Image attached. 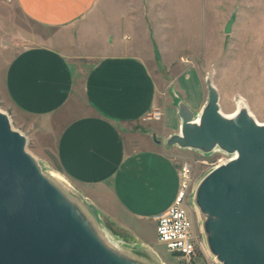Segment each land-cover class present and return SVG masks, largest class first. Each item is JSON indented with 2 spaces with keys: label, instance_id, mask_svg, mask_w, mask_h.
Segmentation results:
<instances>
[{
  "label": "crops",
  "instance_id": "0c3cea01",
  "mask_svg": "<svg viewBox=\"0 0 264 264\" xmlns=\"http://www.w3.org/2000/svg\"><path fill=\"white\" fill-rule=\"evenodd\" d=\"M14 1L24 17L52 33L34 37L36 45L9 61L3 75L7 102L26 116L57 124L54 154L70 180L109 189L132 220L155 225L180 181L178 167L154 142L155 132L139 127L154 109L163 115L162 129L174 125L176 111L161 104L159 28L149 29L150 20L142 17L146 8L136 14L132 0H117L120 6L112 0ZM191 73L177 75L181 89ZM128 135H136L135 141Z\"/></svg>",
  "mask_w": 264,
  "mask_h": 264
},
{
  "label": "rangeland",
  "instance_id": "374dc122",
  "mask_svg": "<svg viewBox=\"0 0 264 264\" xmlns=\"http://www.w3.org/2000/svg\"><path fill=\"white\" fill-rule=\"evenodd\" d=\"M132 1L139 6L136 14L143 11L141 6L146 8L142 17L144 23L150 20L149 29L159 28L156 40L164 54L162 60L157 59L156 69L165 84L161 104L176 111L173 113L174 125L170 129L160 127L162 118L159 121L145 120L139 127L155 132L159 150L170 157L176 167L179 168L183 162L191 165L195 191L201 179L213 168L212 164L223 155L168 146L170 137L179 131L176 103L187 102L196 117L200 104L207 100L206 80H209L218 95L221 113H232L235 101L242 99L255 121L259 124L264 122V0ZM109 3L122 5L117 0ZM231 17L233 22L226 34L224 27ZM51 33L24 17L14 0H0V112L8 117L11 128L25 138L26 152L34 158L40 170H51L64 177L77 191L78 194L72 197L78 200L85 217L118 251L147 264H215L206 245L205 216L194 205L193 196L192 202H185L183 207L192 219L194 232L199 241L202 240L203 247L190 262H184L167 252L164 244L157 241L152 222L132 220L115 202L109 189L83 188L62 172L54 154L59 129L56 123L26 116L7 102L3 75L9 61L18 50L36 45L38 39L34 40V37L41 36L43 40ZM188 70L193 72L191 79L183 80L184 89H181L175 80L179 73ZM135 137L126 136L132 140ZM143 143L154 145L146 139Z\"/></svg>",
  "mask_w": 264,
  "mask_h": 264
},
{
  "label": "water",
  "instance_id": "95a60500",
  "mask_svg": "<svg viewBox=\"0 0 264 264\" xmlns=\"http://www.w3.org/2000/svg\"><path fill=\"white\" fill-rule=\"evenodd\" d=\"M206 81L208 97L196 117L176 103L179 131L167 144L234 154L201 179L193 203L205 216L206 245L217 262L264 264V122L246 112L224 117ZM70 199L71 205L48 182L26 152L25 138L0 112V264H147L108 244Z\"/></svg>",
  "mask_w": 264,
  "mask_h": 264
},
{
  "label": "built area",
  "instance_id": "2783aa9c",
  "mask_svg": "<svg viewBox=\"0 0 264 264\" xmlns=\"http://www.w3.org/2000/svg\"><path fill=\"white\" fill-rule=\"evenodd\" d=\"M161 118L162 113L158 109L150 111L145 116L146 121H159ZM212 152L223 155L212 164L213 168L225 164L234 157V154L218 149ZM178 170L180 176L178 192L171 206L154 217L155 234L157 241L164 244L167 252L181 261L190 262L196 257L203 244L202 240L199 241V236L195 234L192 219L183 207L185 202H192L194 186L191 179V165L183 162ZM213 260L215 264H220L215 258Z\"/></svg>",
  "mask_w": 264,
  "mask_h": 264
},
{
  "label": "bare ground",
  "instance_id": "6f19581e",
  "mask_svg": "<svg viewBox=\"0 0 264 264\" xmlns=\"http://www.w3.org/2000/svg\"><path fill=\"white\" fill-rule=\"evenodd\" d=\"M235 105H236L235 110L232 113H230V114H223L222 113L223 116L226 117V118L231 119V118H234L236 115H238V114H240L242 112H246L247 114H249V116L253 117L252 114L249 112L246 104L244 103V101L242 99H237L235 101ZM198 118L199 117H197V119L194 122L197 123L198 122ZM42 170H41V172L44 174V176L46 177L48 182L54 188H56L62 194L64 200L71 205L72 201L70 199V196L76 194L77 191L60 174H58V173H56L54 171H51V170H46L45 171L43 168H42ZM110 240L112 242H114L112 238H110Z\"/></svg>",
  "mask_w": 264,
  "mask_h": 264
},
{
  "label": "trees",
  "instance_id": "16d2710c",
  "mask_svg": "<svg viewBox=\"0 0 264 264\" xmlns=\"http://www.w3.org/2000/svg\"><path fill=\"white\" fill-rule=\"evenodd\" d=\"M58 167H59V165H58ZM60 168V167H59Z\"/></svg>",
  "mask_w": 264,
  "mask_h": 264
}]
</instances>
